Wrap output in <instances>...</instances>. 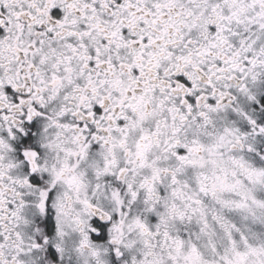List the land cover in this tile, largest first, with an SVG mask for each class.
<instances>
[{
	"label": "snow or ice",
	"instance_id": "1",
	"mask_svg": "<svg viewBox=\"0 0 264 264\" xmlns=\"http://www.w3.org/2000/svg\"><path fill=\"white\" fill-rule=\"evenodd\" d=\"M0 264H264V0H0Z\"/></svg>",
	"mask_w": 264,
	"mask_h": 264
}]
</instances>
